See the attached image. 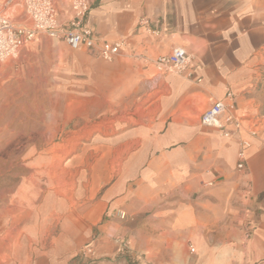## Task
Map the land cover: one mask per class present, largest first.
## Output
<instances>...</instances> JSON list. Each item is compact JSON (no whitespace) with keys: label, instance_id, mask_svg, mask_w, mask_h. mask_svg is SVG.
I'll use <instances>...</instances> for the list:
<instances>
[{"label":"crops","instance_id":"obj_1","mask_svg":"<svg viewBox=\"0 0 264 264\" xmlns=\"http://www.w3.org/2000/svg\"><path fill=\"white\" fill-rule=\"evenodd\" d=\"M70 17L64 2L56 18ZM86 27L98 43L123 41L113 66L124 86L147 79L161 91L153 109L148 106L156 114L143 124L146 131L123 142L138 146L121 161L117 180L97 190L99 221L108 211H151L150 237L141 238L148 253L164 256L208 229L213 238L242 239L248 223L250 236L234 253L264 264V0H92ZM51 41L59 61L70 51L88 53ZM175 47L189 56L186 70L181 76L157 72L153 62ZM228 93L241 130L224 139L200 116ZM242 141L250 146L237 170ZM117 229L108 221L98 227L106 248L126 232Z\"/></svg>","mask_w":264,"mask_h":264},{"label":"rangeland","instance_id":"obj_2","mask_svg":"<svg viewBox=\"0 0 264 264\" xmlns=\"http://www.w3.org/2000/svg\"><path fill=\"white\" fill-rule=\"evenodd\" d=\"M55 1L59 10L67 2ZM4 2L1 14L27 24L19 4ZM51 40L37 36L0 66V264H249L234 253L250 236L248 223L242 239L213 238L208 229L201 239H177L180 249L164 256L148 253L141 238L150 237L151 211H108L99 221L97 190L117 180L138 146L123 142L146 131L161 91L147 79L124 86L114 60L89 51L59 61ZM107 221L126 231L108 248L98 231Z\"/></svg>","mask_w":264,"mask_h":264},{"label":"built area","instance_id":"obj_3","mask_svg":"<svg viewBox=\"0 0 264 264\" xmlns=\"http://www.w3.org/2000/svg\"><path fill=\"white\" fill-rule=\"evenodd\" d=\"M92 0H67L71 17L66 25L56 18L55 0H5L6 9L19 4L27 24H16L0 13V66L2 63L15 59L20 50L37 36L44 35L54 40L63 41L70 50L81 48L104 61H111L119 56L123 41L114 43H98L93 37V30L86 27V19ZM189 64V56L180 47L173 48L169 54L158 57L153 65L164 73L182 74ZM234 100L232 93L226 94V101L213 102L200 116L203 126L220 131V137L228 139L241 130V121L235 117L229 108ZM254 135V132H251ZM237 154L238 169H243L245 150L250 146L242 141Z\"/></svg>","mask_w":264,"mask_h":264},{"label":"bare ground","instance_id":"obj_4","mask_svg":"<svg viewBox=\"0 0 264 264\" xmlns=\"http://www.w3.org/2000/svg\"><path fill=\"white\" fill-rule=\"evenodd\" d=\"M62 149V148H61ZM66 150V149H65Z\"/></svg>","mask_w":264,"mask_h":264}]
</instances>
